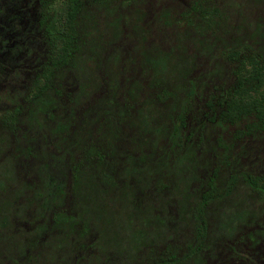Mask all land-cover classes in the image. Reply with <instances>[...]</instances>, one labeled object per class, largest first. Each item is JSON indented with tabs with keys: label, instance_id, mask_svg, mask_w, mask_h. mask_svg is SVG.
Instances as JSON below:
<instances>
[{
	"label": "trees",
	"instance_id": "obj_1",
	"mask_svg": "<svg viewBox=\"0 0 264 264\" xmlns=\"http://www.w3.org/2000/svg\"><path fill=\"white\" fill-rule=\"evenodd\" d=\"M125 2L37 0L32 5L41 60L21 67L25 78L13 92L9 86L0 89V101L11 100L0 109V264H33L38 245L51 253L46 264H82L78 238L90 233L94 223L97 232L84 248L95 249L96 243L105 252L115 240L105 236L116 214L119 226L130 229L126 250L137 252L147 232L153 242L139 253L147 260L138 264H176L190 258L198 262L208 248V208L225 200L238 176L228 174L223 184L217 182L218 163L204 186L197 187L196 198L191 191L183 193L194 175V137H201L206 124L221 129L233 125L235 137L264 131V44L252 46L238 38L221 45L216 58L229 63L228 79L204 83L207 73L184 72L186 35L177 32L189 28L203 39L214 37L219 10L204 0H190L176 14L158 10L156 20L176 31L166 46L148 43L142 17L133 10L127 39L132 44L123 52L114 43L123 35ZM12 14L14 23L19 13ZM259 27L251 35H261ZM8 35H2L4 48ZM15 44L12 50L26 48ZM124 128L129 142L121 147L117 141ZM239 176L251 192L264 194V171H240ZM141 180L157 193L156 205L164 208L161 217L160 210L137 215L133 181ZM161 190L177 197L161 205ZM128 193L130 199L117 198ZM108 200L113 205L103 216ZM175 201H193L174 223L187 227V233L162 249L153 240L158 239V227L171 222ZM97 214L104 219L101 225L95 223ZM243 214H232L224 228L216 229L230 233Z\"/></svg>",
	"mask_w": 264,
	"mask_h": 264
},
{
	"label": "rangeland",
	"instance_id": "obj_2",
	"mask_svg": "<svg viewBox=\"0 0 264 264\" xmlns=\"http://www.w3.org/2000/svg\"><path fill=\"white\" fill-rule=\"evenodd\" d=\"M36 2L37 0H0V46L2 48H4L2 37L5 34L8 35L7 32L10 30L8 39L5 41V48L2 49L0 47V89H5V87L9 86L8 90L13 92L20 85L23 78H25L20 72L21 67L24 65L29 66L30 63H39L41 60V47L36 36L33 34L36 26L33 16L35 9L32 5ZM189 2L190 0H126L125 4H128L126 6L125 4L122 5L121 8L124 17L123 35L118 42L114 43V46L120 47L125 52L132 44L127 39L131 37L129 25L132 21L131 12L133 10H138L142 17V21L147 29L146 35L149 44L166 46L172 43L176 38V31L169 24L157 21L155 13L162 8H168L171 13L176 14L185 8ZM204 2L208 7H216L220 12V18L216 25L217 34L209 39H203L189 28L184 32H177L179 34L182 33V36L186 35L184 36V43L187 48L184 59V72L189 76L196 74L204 76L207 73L203 77L204 83H221V81L228 79L231 71L229 63L224 58H216L217 51L223 45L227 46L233 39L238 38H245V41L252 44V46L258 44V42L262 45L264 44V0H204ZM126 7L128 10H125ZM12 11L19 13L14 23L11 20L16 14L13 15ZM16 23H18L17 26H13ZM258 25L262 29L261 35H251L254 33L252 31L253 28H258ZM26 36H30L29 40ZM14 43H16V46L24 43L26 44V48L24 49L23 47V52L12 50L10 46ZM124 55L125 53L122 54V56ZM210 60L212 61L210 62ZM9 105H11V100L4 99L0 101V109ZM190 125L191 122H189ZM191 126L193 127V124ZM234 127L230 125L227 128L221 129L216 124H206L201 137H194L197 144L196 147H193L195 150L190 153V157H192L190 162L193 164L194 175L186 182L185 190L182 191L183 193L189 194L192 192L191 195H193L198 189L197 187H203L205 179L209 176L211 167L218 163L216 171L217 182L223 184L228 179V174H234L238 177L234 180L225 200L217 201L208 208V248H205V252L201 255L202 257H199L200 259L197 258L199 263L193 262L190 258L188 261L184 259L182 260L183 263L177 262L176 264H264V194L257 195L251 192L239 176L240 171H247L256 175L264 171V131H256L251 135L235 137ZM126 131L124 128L118 135L117 144L121 145V147H124L129 142V138L125 136ZM224 154L225 159L222 157ZM220 159L224 160L220 161ZM133 183L137 188L134 191L135 205H137L138 211L137 215H143L147 209L148 212L160 210L159 217H161L164 208L162 206V209L157 207L160 206L159 204L156 205L157 193L152 190L151 184L147 180H141L139 184H136L134 181ZM165 192L161 190V205L165 204L166 199L170 198L168 201L170 202L171 198L177 197V194H173L172 192L170 194L173 195L168 197ZM161 193L159 192L160 195ZM194 195V198H196L197 193ZM122 197L130 199L131 195L128 193L117 198L122 199ZM130 202L128 204L132 206ZM175 202L177 206L171 205L170 213L173 214L171 222L170 219L166 221V228L162 225V227H158L156 230L158 232V239H152L162 249L165 248V243H177L180 236H183V233H187V227L174 223L178 220L179 212L188 208V205L193 204V201H188V203ZM105 203L107 204V209L103 210V216L110 214V207L113 205L109 200ZM142 203L144 204L139 206ZM131 211V207L126 208L127 214L131 215ZM236 212L244 214L239 219L237 225H234L233 230H230L228 234L224 231L219 232V229L216 228H219V225H221V229L224 228L223 224H226V221L230 220L231 215ZM97 215L95 223L101 225L104 219L102 215L101 217L99 214ZM119 218V215L116 214L115 219L110 223L112 224L115 221L112 226L106 223L111 228H109L105 237L114 236L115 240L107 243L105 252L98 250L95 242V249H91V247L84 248V245H91L87 244V242L97 232L98 227L94 223L91 224L90 233L78 238L82 243L77 248L82 257V264H90L94 258L97 259V264H138L140 263L139 261L144 260L143 258L145 257L141 258L139 253L141 254L144 250V246L148 248V246L153 244L147 237L148 232L145 237L146 241L143 246L137 248V252L128 251L126 250L125 241H130L127 236L130 229L121 228L118 224ZM222 221L224 223H220ZM210 225H213V229H211ZM144 232H146V228ZM215 232L219 233V235L215 234ZM170 236H172V239ZM46 237L49 241L52 239L50 235H46ZM33 251L37 255L35 258L32 257L34 259L33 264H39L40 261L42 264H46L47 260L45 259L51 254L48 247L45 248V245H38L33 248ZM145 259L147 260V258ZM170 261V264L174 263L172 260Z\"/></svg>",
	"mask_w": 264,
	"mask_h": 264
}]
</instances>
